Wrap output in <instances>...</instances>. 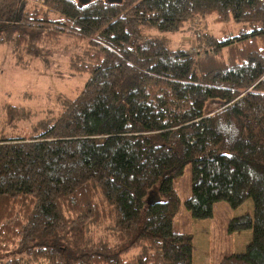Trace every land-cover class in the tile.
<instances>
[{
    "label": "trees",
    "instance_id": "1",
    "mask_svg": "<svg viewBox=\"0 0 264 264\" xmlns=\"http://www.w3.org/2000/svg\"><path fill=\"white\" fill-rule=\"evenodd\" d=\"M198 21L193 45L154 34ZM62 37L80 91L42 131L0 126V264H192L193 233L172 228L189 162L192 217L253 201L228 222L249 242L218 264H264V0H0L17 64Z\"/></svg>",
    "mask_w": 264,
    "mask_h": 264
},
{
    "label": "rangeland",
    "instance_id": "2",
    "mask_svg": "<svg viewBox=\"0 0 264 264\" xmlns=\"http://www.w3.org/2000/svg\"><path fill=\"white\" fill-rule=\"evenodd\" d=\"M204 19L207 23L211 20L210 17ZM198 23L199 21L194 24L186 23L181 31H155L154 34L166 37L171 46H176L181 41L193 45L194 36L191 31ZM237 26L232 20L209 21L208 29L222 34L236 31ZM67 41L65 37L60 38L45 57L35 56L25 66L15 62L10 42L0 41V126L7 136L27 135L47 128L65 107V97L72 98L80 91L85 76H72L68 73L70 52L78 44H67ZM8 105L26 110L24 118L17 119L14 124L6 123L4 120ZM173 185L181 204L173 217L172 228L193 233L192 264H218L228 253L245 248L252 230L232 232L228 229V222L233 216L253 210L251 198L237 207H231L225 200L215 201L211 217L194 218L184 205L191 190L190 162L185 164L180 174L174 176Z\"/></svg>",
    "mask_w": 264,
    "mask_h": 264
},
{
    "label": "water",
    "instance_id": "3",
    "mask_svg": "<svg viewBox=\"0 0 264 264\" xmlns=\"http://www.w3.org/2000/svg\"><path fill=\"white\" fill-rule=\"evenodd\" d=\"M81 3H86V2H88V1H90V0H79ZM110 1H120V0H110Z\"/></svg>",
    "mask_w": 264,
    "mask_h": 264
},
{
    "label": "crops",
    "instance_id": "4",
    "mask_svg": "<svg viewBox=\"0 0 264 264\" xmlns=\"http://www.w3.org/2000/svg\"><path fill=\"white\" fill-rule=\"evenodd\" d=\"M246 245V244H245ZM194 261V260H193Z\"/></svg>",
    "mask_w": 264,
    "mask_h": 264
}]
</instances>
